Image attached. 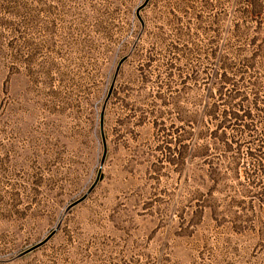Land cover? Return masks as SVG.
Returning a JSON list of instances; mask_svg holds the SVG:
<instances>
[{"label": "rangeland", "instance_id": "rangeland-1", "mask_svg": "<svg viewBox=\"0 0 264 264\" xmlns=\"http://www.w3.org/2000/svg\"><path fill=\"white\" fill-rule=\"evenodd\" d=\"M0 264H264V0H0Z\"/></svg>", "mask_w": 264, "mask_h": 264}]
</instances>
